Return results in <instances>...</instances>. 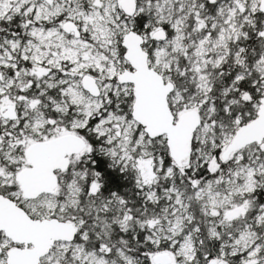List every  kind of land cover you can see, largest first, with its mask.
I'll return each mask as SVG.
<instances>
[{
	"label": "snow or ice",
	"instance_id": "6c2138e0",
	"mask_svg": "<svg viewBox=\"0 0 264 264\" xmlns=\"http://www.w3.org/2000/svg\"><path fill=\"white\" fill-rule=\"evenodd\" d=\"M0 264H264V0H0Z\"/></svg>",
	"mask_w": 264,
	"mask_h": 264
}]
</instances>
